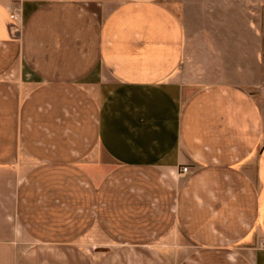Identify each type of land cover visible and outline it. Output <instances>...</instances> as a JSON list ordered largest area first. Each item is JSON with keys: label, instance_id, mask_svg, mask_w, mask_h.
Masks as SVG:
<instances>
[{"label": "crops", "instance_id": "0c3cea01", "mask_svg": "<svg viewBox=\"0 0 264 264\" xmlns=\"http://www.w3.org/2000/svg\"><path fill=\"white\" fill-rule=\"evenodd\" d=\"M225 70L167 0H0V264H264V106Z\"/></svg>", "mask_w": 264, "mask_h": 264}, {"label": "rangeland", "instance_id": "374dc122", "mask_svg": "<svg viewBox=\"0 0 264 264\" xmlns=\"http://www.w3.org/2000/svg\"><path fill=\"white\" fill-rule=\"evenodd\" d=\"M167 4L190 38L221 48L225 80L246 89L264 106V0H167Z\"/></svg>", "mask_w": 264, "mask_h": 264}, {"label": "built area", "instance_id": "2783aa9c", "mask_svg": "<svg viewBox=\"0 0 264 264\" xmlns=\"http://www.w3.org/2000/svg\"><path fill=\"white\" fill-rule=\"evenodd\" d=\"M187 171H188V167L185 166L182 168V173H186Z\"/></svg>", "mask_w": 264, "mask_h": 264}]
</instances>
